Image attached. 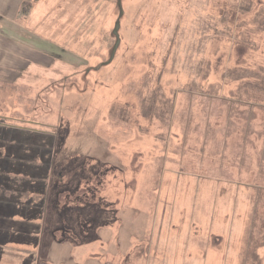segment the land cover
Masks as SVG:
<instances>
[{"label": "rangeland", "instance_id": "rangeland-1", "mask_svg": "<svg viewBox=\"0 0 264 264\" xmlns=\"http://www.w3.org/2000/svg\"><path fill=\"white\" fill-rule=\"evenodd\" d=\"M51 5L64 62L0 103V264H264V0Z\"/></svg>", "mask_w": 264, "mask_h": 264}, {"label": "crops", "instance_id": "crops-1", "mask_svg": "<svg viewBox=\"0 0 264 264\" xmlns=\"http://www.w3.org/2000/svg\"><path fill=\"white\" fill-rule=\"evenodd\" d=\"M34 1L36 0H0V103L5 100V96L10 95V93L4 95L6 89H13L15 85H20L25 76L29 74L46 75L47 69L54 63L55 54L59 57L56 58L64 62L60 57L66 54L63 46L26 24L29 20H37V16H40L41 20L45 16L46 20L44 19V21L49 25L52 24L50 23L52 22L51 15L54 16V13H46V11L52 9L51 3L54 0H42V3H46V11H33ZM23 5L27 6L23 8ZM38 9H40V5ZM15 95L16 92H13L10 97L13 98ZM8 101L10 100L8 99ZM198 205L200 204H196V207ZM194 206L191 205L190 208L192 209ZM186 221L187 219L185 223ZM190 222L193 221L190 220ZM197 222L194 221L195 224ZM195 236L196 238L193 239L190 235V243H192L190 245L202 250L198 240L208 239L203 238V235L199 236L198 233H195ZM212 236L213 234L209 233V237ZM111 237L114 239L113 233ZM111 237L110 239L113 240Z\"/></svg>", "mask_w": 264, "mask_h": 264}, {"label": "water", "instance_id": "water-1", "mask_svg": "<svg viewBox=\"0 0 264 264\" xmlns=\"http://www.w3.org/2000/svg\"><path fill=\"white\" fill-rule=\"evenodd\" d=\"M121 15H123V12H121ZM120 28H121V23H117L116 26H115L114 34H113L116 37L117 42H116L115 47L113 48L112 57H111L112 60L114 59L116 51H117V49H118V47L120 45V42H121L120 36H119Z\"/></svg>", "mask_w": 264, "mask_h": 264}, {"label": "trees", "instance_id": "trees-1", "mask_svg": "<svg viewBox=\"0 0 264 264\" xmlns=\"http://www.w3.org/2000/svg\"><path fill=\"white\" fill-rule=\"evenodd\" d=\"M59 82H61V81H59ZM148 107V106H147ZM146 106H145V108H147Z\"/></svg>", "mask_w": 264, "mask_h": 264}]
</instances>
